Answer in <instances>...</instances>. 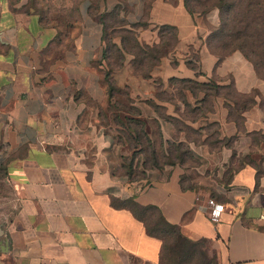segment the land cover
Listing matches in <instances>:
<instances>
[{"label":"crops","instance_id":"crops-1","mask_svg":"<svg viewBox=\"0 0 264 264\" xmlns=\"http://www.w3.org/2000/svg\"><path fill=\"white\" fill-rule=\"evenodd\" d=\"M217 26L215 6L190 11L185 0H0V166L10 190L0 264H164L162 238L146 229L159 218L206 243L214 264H264V79L240 51L209 48ZM151 54L145 80L137 63ZM112 56L119 66L107 68ZM103 67L135 93L157 81L162 97L135 98L201 142L246 132L251 161L232 174L244 190L210 205L177 171L144 184L86 165L64 140V121L80 93L106 97Z\"/></svg>","mask_w":264,"mask_h":264},{"label":"rangeland","instance_id":"rangeland-1","mask_svg":"<svg viewBox=\"0 0 264 264\" xmlns=\"http://www.w3.org/2000/svg\"><path fill=\"white\" fill-rule=\"evenodd\" d=\"M213 1L206 0L208 3ZM255 3L251 0L250 9L256 13L248 11V15H253L259 21L264 19V7L256 11L259 5ZM236 9L243 8L236 6ZM257 28L263 30L259 26ZM211 42L217 43L214 39ZM112 57L111 66L109 64L107 68L119 66V57ZM155 59L156 54H151L137 63V72L145 80L152 78L149 68ZM98 71L103 75L100 81L106 97L94 102L80 93L78 111L74 118L64 121L63 128L64 140L86 165L97 164L118 180L141 181L144 184L177 171L180 184L201 192L210 205L219 203L223 206L226 201L229 202L230 193L237 191L240 194L244 190L241 183L232 181V174L245 169V165L251 161L246 132L238 140H220L212 133L205 142H201L190 127L181 121L167 119L163 108L150 98L143 101L135 98L145 94L148 97L155 95L157 98L158 94L162 97L164 91L161 93L162 87L156 84L157 81L150 83L144 91L137 88L135 93V88L129 85H114L104 67ZM247 104V98H239L237 107L240 111L246 110ZM228 114L242 130V119L236 110L233 108ZM2 175L0 166V222L6 219L10 197L9 187ZM170 245L172 241H167L163 252L166 258L186 253L185 261L188 264H214V256L204 242H197L189 249L178 243L172 248Z\"/></svg>","mask_w":264,"mask_h":264},{"label":"trees","instance_id":"trees-1","mask_svg":"<svg viewBox=\"0 0 264 264\" xmlns=\"http://www.w3.org/2000/svg\"><path fill=\"white\" fill-rule=\"evenodd\" d=\"M256 11L264 7L263 0H254ZM185 4L190 11L203 12L215 6L218 10V26L210 32L208 37V46L218 57L224 56L232 50H238L250 61L255 69L256 74L264 79V19L256 20L255 17L249 16L248 11L253 12L251 0H185ZM243 9H236L235 7ZM200 8V9H199ZM264 18V17H263ZM263 28L259 31L257 27ZM218 35V37H216ZM216 40L217 43L211 42ZM252 47V48H251ZM108 74H106V77ZM108 79V78H107ZM148 233L158 234L162 238V257L166 248L167 241H172V247L175 244H182L183 248H191L195 243L189 242L183 238L175 226L164 223L160 218L157 219L152 228L146 227ZM186 253L173 254L171 257H163L164 264H188L185 261Z\"/></svg>","mask_w":264,"mask_h":264}]
</instances>
